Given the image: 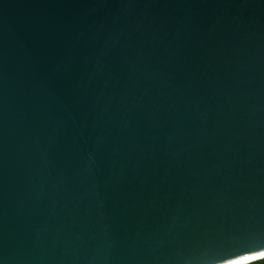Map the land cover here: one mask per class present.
Returning a JSON list of instances; mask_svg holds the SVG:
<instances>
[{"label": "water", "instance_id": "95a60500", "mask_svg": "<svg viewBox=\"0 0 264 264\" xmlns=\"http://www.w3.org/2000/svg\"><path fill=\"white\" fill-rule=\"evenodd\" d=\"M264 259V0H0V264Z\"/></svg>", "mask_w": 264, "mask_h": 264}, {"label": "trees", "instance_id": "16d2710c", "mask_svg": "<svg viewBox=\"0 0 264 264\" xmlns=\"http://www.w3.org/2000/svg\"><path fill=\"white\" fill-rule=\"evenodd\" d=\"M251 264H264V259L260 260V261H257V262H254V263H251Z\"/></svg>", "mask_w": 264, "mask_h": 264}]
</instances>
